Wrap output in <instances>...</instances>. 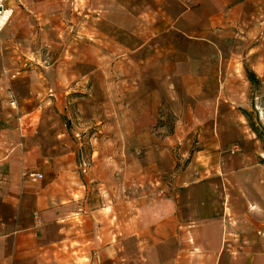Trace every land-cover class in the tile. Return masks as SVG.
Returning a JSON list of instances; mask_svg holds the SVG:
<instances>
[{"label":"rangeland","instance_id":"374dc122","mask_svg":"<svg viewBox=\"0 0 264 264\" xmlns=\"http://www.w3.org/2000/svg\"><path fill=\"white\" fill-rule=\"evenodd\" d=\"M110 1L23 0L0 45L15 14L22 34L34 12V141L75 143L82 184L102 192L104 204L118 194L126 233L127 194L136 199L137 230L146 196L171 190L177 175L206 173L220 143L238 150L239 136H251L264 149V5L248 7L244 21L234 15L230 27L184 15L153 37L173 25L174 6L159 22L150 0H133L128 24L126 1ZM10 88L25 97L26 86ZM140 247L130 264H144ZM119 253L128 264L122 246Z\"/></svg>","mask_w":264,"mask_h":264},{"label":"crops","instance_id":"0c3cea01","mask_svg":"<svg viewBox=\"0 0 264 264\" xmlns=\"http://www.w3.org/2000/svg\"><path fill=\"white\" fill-rule=\"evenodd\" d=\"M125 1L128 7L121 19L130 24L135 19L129 8L133 0ZM150 1L158 8L156 21L167 20L168 4L178 14L172 26H158L153 37L165 36L184 15L202 14L219 22L215 26L230 27L234 15L244 21L248 7L264 5V0ZM8 3L16 5L13 9L24 5L23 0ZM16 17L0 45V264H119L120 246L130 264L136 245L141 246L144 264H264L260 141L239 136L238 150L222 142L206 173L177 175L171 190L157 198L147 195L137 230L136 199L127 194L121 205L130 231L123 232L118 194L112 192L110 204H104L102 192L82 184L75 157L78 146L34 141V12L27 18L28 33H19ZM109 18L117 33L119 15L111 12ZM22 85L27 88L23 98L10 88L18 93ZM26 171L41 173L43 180L28 181Z\"/></svg>","mask_w":264,"mask_h":264},{"label":"built area","instance_id":"2783aa9c","mask_svg":"<svg viewBox=\"0 0 264 264\" xmlns=\"http://www.w3.org/2000/svg\"><path fill=\"white\" fill-rule=\"evenodd\" d=\"M12 13L13 8L9 5L8 0H0V32L9 21ZM11 77H14V75ZM14 103V100H12L11 104ZM23 176L30 182H37L43 178L42 174L36 171H26Z\"/></svg>","mask_w":264,"mask_h":264},{"label":"trees","instance_id":"16d2710c","mask_svg":"<svg viewBox=\"0 0 264 264\" xmlns=\"http://www.w3.org/2000/svg\"><path fill=\"white\" fill-rule=\"evenodd\" d=\"M251 77V76H250ZM251 79V78H250Z\"/></svg>","mask_w":264,"mask_h":264}]
</instances>
